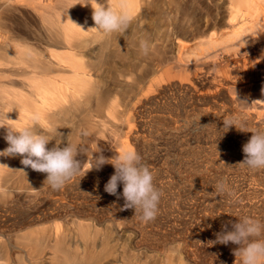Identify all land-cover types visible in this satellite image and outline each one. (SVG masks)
Wrapping results in <instances>:
<instances>
[{
  "label": "rangeland",
  "instance_id": "1",
  "mask_svg": "<svg viewBox=\"0 0 264 264\" xmlns=\"http://www.w3.org/2000/svg\"><path fill=\"white\" fill-rule=\"evenodd\" d=\"M172 14L176 15L167 11L161 16L150 13L145 23L150 29L148 37L153 39L151 46L167 50V59L174 56V37L182 30L179 23L172 22ZM168 21L171 24H167ZM206 27L204 21L199 23L182 61L192 68V73L206 75L210 80L216 78L208 89L202 90L196 85L186 89L176 83L179 71L175 64L155 55L136 57L135 53V59L130 55L128 62L147 68L148 78L154 79L155 84L146 94L144 91L141 95L133 94L146 85L140 78L142 70L132 68L131 76H123L121 71H126L128 66L121 65L114 52H110L101 63L95 84L97 92L115 104L114 111L104 108L108 105L106 101L101 107L103 110H99L98 102L94 101L96 93L92 92L89 100L76 109H70L73 102L68 98L64 104L52 106V111L66 108L59 112V122L56 121L58 116L46 119V124L35 122L36 131L53 139L47 148L55 143H61V147L71 145L70 135L78 134L76 159L82 162L80 174L58 191L52 190L46 181L27 178L23 184L35 185V192L25 195V188L17 189V176L13 175L18 169H25L15 167L8 160L6 165L15 170L3 174L0 180V239L8 232L17 235L19 224L35 217L56 222L88 217L94 222L91 228L110 233L120 242L126 240V234L135 236L132 247L144 253L157 250L163 258L174 257L173 251L179 243L190 250L189 264H238L239 258L233 254L236 245L212 242L222 225L231 230L229 221L235 223L248 217L264 224V169L252 170L239 164L244 159L242 146L252 133L264 131V108L251 106L259 104L255 83L244 82L246 79L233 82L234 76H240L241 69L249 70L255 61L264 62V40L230 52L213 49L206 52L202 50L206 43H201L198 37L200 32L210 30ZM166 32L169 38L163 37ZM180 37L185 39V36ZM110 43L100 44L91 59L99 62L100 51L106 53L113 48L112 41ZM97 46L99 44L91 47ZM189 55L193 57L189 59ZM166 70L177 77L160 83L157 75ZM213 75L215 78H211ZM62 76L61 86L68 80L67 73ZM220 76L226 81L218 82ZM239 100L247 105L241 106ZM86 110H90L88 114ZM230 118L239 119L242 126L226 131L223 121ZM124 138H132L136 143L135 151L152 172L153 184L162 193L158 214L148 223L140 221L134 209H123L122 184L117 188L119 199L104 191V185L114 174L111 165L105 164L99 171L89 170L92 155L95 157L100 149L99 154L112 158L118 154L116 151L123 149ZM260 238L264 239V235ZM50 251V247H46L41 252L38 259L41 264H50L46 260Z\"/></svg>",
  "mask_w": 264,
  "mask_h": 264
},
{
  "label": "bare ground",
  "instance_id": "2",
  "mask_svg": "<svg viewBox=\"0 0 264 264\" xmlns=\"http://www.w3.org/2000/svg\"><path fill=\"white\" fill-rule=\"evenodd\" d=\"M96 2L117 11H126L131 18L127 30L111 34L98 32L92 20L95 0H0V123L6 128L18 129L25 123L29 124V117L32 115L38 116V122L41 124L45 123L46 119L56 116H58L56 121L59 122V112H64L66 108L57 109L56 104L60 105L68 98L73 102L70 109H76L83 101L89 100L92 92L96 93L94 101L98 102L99 110H103L102 105L108 103L104 108L107 111L111 109L114 111L115 104L108 101V98H103L102 94L97 92L95 84L97 82L95 78L101 71V63L110 56V52H114L121 65L128 66L126 71H121L123 76H131L132 68L142 70L140 78L146 81V85L144 88L142 85L139 92L131 89L133 94L141 95L142 91L146 94L152 90L154 79L148 78L147 68L138 63L128 62L132 58L130 55L134 58L135 53L136 57L147 58L148 55H155L165 62L175 64L179 71L176 83L186 89L192 88L193 85L202 90L213 86L216 79L214 75L211 76L215 78L212 81L206 75L192 73V68L182 61L184 60L182 55L189 48L190 38H193L202 21L206 23L208 30L210 29L198 34L201 43H206L202 49L206 52H211L210 49L230 52L232 49L254 46L264 40V0H96ZM164 10L169 14L174 12L176 15L172 14L174 17L172 22L182 26V30L173 36L175 54L169 57L170 60L166 58L167 50L151 46L153 39L148 37L150 32L148 23L145 25L150 13L161 16L162 13L165 14ZM214 19H218V22ZM169 20L171 21L170 18ZM170 21L167 24H171ZM132 23L133 26L130 25ZM155 25L158 26L157 23ZM180 36H185V39ZM163 37L169 38V34L166 32ZM141 40L149 41L148 55L141 54L139 47ZM110 41L113 48L106 49V53L100 51L97 59L99 62H94L91 55L96 53L100 44L107 45ZM95 44L99 46L92 48L91 46ZM192 57L189 55V59ZM167 70L157 75L160 83L177 77L174 73L168 74L170 68ZM237 71L239 72L238 69ZM65 73L68 80L61 86L60 81ZM240 73V76H234L233 82L238 83L237 79L241 81L246 79L244 82L255 83L259 104L251 106L264 108V62L255 61L250 64L249 70L241 69ZM249 74L250 81L247 80ZM220 80L226 81L223 76L218 82ZM243 101L247 103L246 99ZM54 105L57 110L52 111ZM89 111L86 110L85 114ZM4 114L9 120L3 119ZM5 135L6 129L0 128V151L7 147ZM70 136L71 145L76 146L78 134ZM134 145L136 143L132 138H124L123 149H134ZM116 152L119 154L121 150ZM111 153L113 155V152ZM8 160L15 167L25 169V171L18 169L13 173L17 176L16 182L19 184L17 189L25 188V195L34 194L35 185L28 186L23 182L27 181V178L45 181L46 175L26 168L21 164L19 156H0V180L3 174L15 170L6 165ZM112 170L115 171L113 166ZM73 218L65 222L44 220L41 217L23 221L19 224L17 235L8 232L1 237L0 264H41L38 259L46 247H50L51 250L46 259L50 264H189L187 261L191 260L190 250L185 245L178 243L179 246H175L173 251L174 257L163 258L157 250L153 253H148L147 250L144 253L133 248L131 243L136 237H132L131 234H126V240L120 242L110 233L107 235V230L103 233L96 230L97 228H91L94 227V224L92 225L94 222L88 217Z\"/></svg>",
  "mask_w": 264,
  "mask_h": 264
},
{
  "label": "clouds",
  "instance_id": "3",
  "mask_svg": "<svg viewBox=\"0 0 264 264\" xmlns=\"http://www.w3.org/2000/svg\"><path fill=\"white\" fill-rule=\"evenodd\" d=\"M92 7V6H91ZM92 20L95 29L104 34L124 32L130 23V16L126 11H117L97 3L92 7ZM140 51L142 55H148L150 45L148 40H141ZM241 105H247L238 101ZM3 119L9 120L4 114ZM38 116L29 117V124L18 129L6 128L0 123V128L6 129L4 139L7 147L0 151V156H20L21 164L26 168L46 175L45 181L48 186L58 191L66 186L80 174L82 162L76 157L79 154L78 147L55 143L47 148L53 139L35 130V122ZM242 123L239 119L223 121L226 131ZM225 131V132H226ZM89 161V170L99 171L105 164H111L114 168L112 174L104 185V191L109 195L120 197L117 194L118 184L123 185L122 197L123 209H134V214L144 223L153 221L158 214V205L162 193L153 184V174L149 168L141 162L139 154L131 148L122 149L119 154L112 158H105L100 153ZM244 159L239 164L252 170L264 169V131L257 130L252 133L250 139L242 146ZM44 181V182H45ZM231 230L227 225H222V230L215 234L216 239L212 243L236 245L235 257L239 258L238 264H264V224L245 217L239 222L232 223Z\"/></svg>",
  "mask_w": 264,
  "mask_h": 264
}]
</instances>
